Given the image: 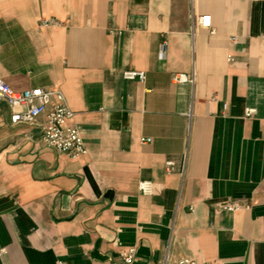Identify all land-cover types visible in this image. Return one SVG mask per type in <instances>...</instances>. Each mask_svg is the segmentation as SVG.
<instances>
[{
  "label": "crops",
  "instance_id": "obj_1",
  "mask_svg": "<svg viewBox=\"0 0 264 264\" xmlns=\"http://www.w3.org/2000/svg\"><path fill=\"white\" fill-rule=\"evenodd\" d=\"M0 79L62 91L87 151L44 146V116L12 125L0 102V264H123L131 247L132 264H264V0H0Z\"/></svg>",
  "mask_w": 264,
  "mask_h": 264
},
{
  "label": "built area",
  "instance_id": "obj_2",
  "mask_svg": "<svg viewBox=\"0 0 264 264\" xmlns=\"http://www.w3.org/2000/svg\"><path fill=\"white\" fill-rule=\"evenodd\" d=\"M193 26L202 28H210L209 16L192 17ZM63 23L56 19H41L39 21L40 28L60 27ZM115 32V29H109ZM119 33V31H117ZM165 44L162 45L160 58H163ZM122 78L126 81L144 82L146 77L142 71L127 70L122 73ZM174 83H193L194 76L174 75L172 77ZM215 101L216 98L212 97ZM0 102H4L11 110L10 123L12 125H35L37 119L44 116L45 122L41 126L40 140L44 146L55 150L59 154H65L71 159H78L86 154V147L81 135L79 127L67 124L73 118L74 113L70 110L66 98L60 90H47L43 88H33L23 91H15L8 84L0 79ZM226 104L222 105L225 111ZM255 115V109L248 108L244 112L245 118H252ZM150 142L145 139L142 144ZM166 173L174 170L173 161L165 162ZM137 190L142 195H151L152 184L149 181H141L138 183ZM241 208V204L236 200H229L222 203L219 207L220 211L226 213H235ZM192 210V207L189 208ZM2 252V251H1ZM135 247H131L121 253L119 258L123 264H132L135 258ZM165 261L162 264H165ZM175 264H209L197 263L187 258H179Z\"/></svg>",
  "mask_w": 264,
  "mask_h": 264
}]
</instances>
